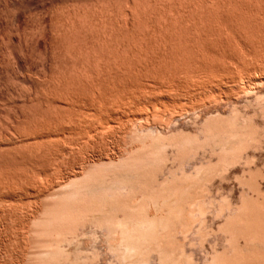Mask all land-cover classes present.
Segmentation results:
<instances>
[{"label": "rangeland", "instance_id": "374dc122", "mask_svg": "<svg viewBox=\"0 0 264 264\" xmlns=\"http://www.w3.org/2000/svg\"><path fill=\"white\" fill-rule=\"evenodd\" d=\"M125 1L0 0V264H137L134 256L116 249L120 243L121 249L124 242L119 230L113 229L115 231L110 232L107 230L106 222L99 226L92 218L94 208H90V204L72 196L76 187H80L79 185L84 183L90 175L109 176L120 168L125 169L122 168L124 164L130 165L134 161L139 164H148L155 171L156 179L152 184L155 192L161 191L172 183H178L179 180L191 184L188 196L182 197L177 204L164 198L152 202L151 207L147 209L148 214L145 212L156 224L159 218L160 223L167 221L165 222L167 227H160V223L155 225L158 237L150 246L151 250L144 255L146 262L143 264H264V114L251 105L257 97H264V38L261 37L264 34L261 32L260 37L258 36L259 31L256 30L257 27H254L256 21L253 22L249 18L255 28L253 31L250 29L252 28L250 20L247 21L249 9H254V12L248 11L254 17L259 13L260 18L256 16L259 20L261 16L264 17V0H256L257 3L254 0L250 4L249 0H242L243 3L240 0H233L234 3L232 0L231 2L222 0L223 4L221 0H218L220 3L215 0L214 6L217 4L218 7L220 4L222 6L219 11L217 6H213L215 10L213 9L211 4L213 0H200L199 3H195L198 0H190V3L189 0H183L187 3L178 1V7L175 1L174 4L170 0L168 4L173 9L171 10V6L166 9L167 13L169 12L168 15H174L177 10L175 16L181 13V15L184 14V18L192 16L191 18L198 19L203 11L201 17L203 20L207 17L206 21L208 20L209 23L205 21L200 28L198 27L203 31L198 30L204 36L201 38V34H198L202 42L195 43L193 38L196 39V37L189 35V31L186 35L185 31L183 34L192 36V41L190 37H185V40L184 36L182 40L178 38L176 40L177 36L181 38L183 34L179 36V34L168 32L172 35L165 40L169 41L165 43L166 45H162L160 35L156 34L160 31L158 29L156 32L157 28H160L158 26L162 25L165 18H168V16L163 19L159 17L162 13V10L158 8L159 5L161 6V0H158L159 3L157 1L156 6L153 3V9L159 10L155 12H158V17L162 20L158 21L157 14L152 16L154 10L151 9L152 15L149 14L147 19L152 16L153 20L148 19V21L143 16L142 19L145 18V21L140 19L142 20L140 24L135 21L137 18H134L135 24L131 18L135 17L131 14L132 10L134 11L133 3L136 4L137 0H127L133 2L131 4L133 9L130 8V3ZM120 4L124 8H121ZM143 4H145L144 1L140 5ZM127 5L130 9L125 8ZM186 6L187 8L184 9ZM244 6H249V9H245ZM102 8L105 9L100 10ZM241 8L239 12L243 13L244 20L241 19L240 22L242 20L243 22L240 24L246 23L245 27L239 23L238 25L234 19V16H240L237 9ZM255 9L260 12L256 14ZM89 11L91 14H88ZM116 12L121 15L119 13L117 15ZM234 20L236 25L233 24ZM224 21L228 23L225 27ZM142 22H145L147 27L154 22L150 24L153 27L149 25V28L153 29L156 26L157 28H154L156 33ZM247 22H249V28L246 26ZM258 24L259 22H256L255 26ZM144 26L146 29L143 28ZM186 26V31L192 27V25L188 27V24ZM236 26L237 29H235ZM244 28L249 31H244ZM92 29H95V32ZM143 29L157 35L156 37L151 35L152 33L148 34L152 37H148L150 42L146 38L148 46L145 45L146 42L143 44L144 35L146 37L147 33L143 32ZM238 29L243 30L238 31ZM117 32L122 39L118 38ZM249 32L252 33H250L251 37L254 36L252 39L250 37L252 42L248 37ZM108 33L111 38L117 35L112 43L105 38L106 36L110 38ZM217 33L219 35L223 33L224 36H221L224 39L219 38ZM101 34L104 36H100ZM213 34L217 35L216 38ZM244 34L249 40L246 36L245 40L241 39ZM98 35L100 38L97 41L102 42L107 39L110 42L108 43L110 47H107L105 40L102 43L98 42L101 43L100 46L106 43L105 48L110 51L109 54L104 47L95 45L98 44L96 43ZM235 35L236 38L240 37V40L244 41V47L242 42L236 45L240 40L235 41L236 47L232 43L234 41L229 42L228 39ZM137 36L142 37L143 42ZM234 37L232 38L236 40ZM259 38L263 41L261 42ZM117 39H121V42ZM156 39L163 48L156 43ZM217 39L219 42L216 41ZM135 41L136 44H134ZM91 44L96 48H103L107 53L102 49L104 53L100 55L99 49H95ZM92 48L98 51L90 52ZM173 49L177 52V56ZM154 50L157 51L154 52ZM97 55L105 60L108 58V62L105 61L108 64L103 65L104 60ZM107 55L110 56L106 57ZM87 60L89 63H85ZM115 63L117 67L119 66L118 68L115 67ZM127 64L131 70L125 67ZM123 65L125 69H121ZM237 67L242 68L240 73L243 70L242 74H244L243 81L239 84L234 78L239 72ZM110 68H113L112 71ZM208 80L212 84L215 82V85L213 84L210 90L206 89L202 92L199 87ZM147 82L153 88L155 85L157 87L185 86L183 89L195 90L196 95L182 96V99H178L179 102L178 100L174 102L175 106L172 104L166 109V101L161 96V99L154 96L155 100L151 92H146L151 91L150 84ZM141 92H145V96L151 99L148 106L149 112L143 103L138 104V107L129 105L130 107H125L120 110L121 112L118 110V113L122 115L127 112L128 115L131 112L129 116H132L129 120L127 115L115 116L116 119L119 117L116 120L107 117L108 114L97 113L100 105L110 103L111 107L116 106L118 102L128 101L129 99L126 100L128 97L132 95L135 97L136 94H142ZM151 104L160 106V112L159 107L154 109L153 105L150 106ZM238 111L255 127L261 142L258 148L254 145L251 148L250 145L232 158L231 155L225 156L219 148L204 142L194 151L176 150L166 146L162 151H157L158 153L149 154L145 152L144 143L146 142H141L137 137L149 130L147 128L150 125L156 127L160 123L168 122L169 126L167 125L168 127L163 130L164 136L193 137L201 142L204 137L201 131L206 123L205 119L218 118V115L220 119H226ZM152 112L155 113L152 114ZM109 119L111 120L108 121ZM221 153L225 156L224 160H220L223 157ZM139 188L129 194L130 206H134L143 199L142 194L146 191ZM122 192L125 196L128 195L126 190ZM133 214L130 208H126L117 211L110 220L116 225L119 222L128 224ZM65 218L69 222L63 220ZM132 236L134 237V234Z\"/></svg>", "mask_w": 264, "mask_h": 264}, {"label": "bare ground", "instance_id": "6f19581e", "mask_svg": "<svg viewBox=\"0 0 264 264\" xmlns=\"http://www.w3.org/2000/svg\"><path fill=\"white\" fill-rule=\"evenodd\" d=\"M127 1V0H126ZM125 1V2H126ZM133 1V0H132ZM143 1L145 2V4H143V5H140L141 3H143ZM157 1L158 0H140L139 2L140 3H138V0H137V2H136V4H138V5H136V4H134L133 2V6L131 5L132 3L131 2H128L127 1V3H130V6L129 5H127V7H125L126 9H133L134 8V11L132 10V14L131 15H133L134 14V16L135 17H131V18H133V21H134V18L136 19L135 21H137L139 24H140V21H142L143 19V16L147 19V17H149L148 15L150 14V12L152 13V10H154L153 12L154 13H152V14H150V15H152V16H155L156 14H157V17L159 16L158 15V12L156 13L155 11L157 10L156 8L155 9H153V7H154V4H155V6H156V4L158 5V3H159V1H158V3H157ZM168 1H170V0H161L160 1V4H161V6L159 7L158 6V8H160L162 11V13H160V16L159 17H161L162 19L164 18V17H166V16H168V18H165L163 21H162V25H160L159 23V25L160 26H158V27H160V28H157L156 26V28H157V30H156V32L158 31V29L160 30L159 31V33H156V32H154L155 31V27L152 29V25H150V26H152V27H150L151 28V30H153V32L154 33H156L157 35L159 34L160 36V39L162 40L161 42H162V45H166L167 44V42H169L168 40H167V42L165 41L166 39H167V37L168 36H170V35H172V34H170V33H176L177 35L179 34V36L181 35V33L183 34L184 33V31H185V35H186V32H188L189 31V35H192L193 37H196V39L198 38V36H200V35H198V34H201V33H199V31L198 30H201V29H198V27L200 28V26H201V24H203L205 21H206V18H205V20H203V17H201V14H202V12L203 11H201V14H200V16H198V17H200V18H198V19H196V18H191L192 16H190V18H184V14L183 15H181V13L180 14H178L177 16H175V13L177 12V10H176V12L174 13V15L173 14H169L170 15V17H169V15H168V13H167V11L168 10H166V9H168L171 5H169L168 4ZM176 2V5H177V3H179V2H185V3H187L186 1H183V0H172L171 2ZM179 1V2H178ZM194 1V0H193ZM199 1L200 0H198V1H195V3L196 2H198L199 3ZM209 1V0H208ZM207 1V3H209ZM215 0H213L212 1V7L214 6L213 5V2H214ZM225 1H227V0H225ZM233 1V0H232ZM236 1V0H235ZM235 1H233V3L235 2ZM251 1H254V0H249V4H250V2ZM124 2V3H125ZM170 2V3H171ZM175 2H174V4H175ZM211 2V1H210ZM217 2H219L220 3V1H218L217 0ZM229 2H231V0L229 1ZM240 2H244V1H242V0H240ZM255 2L257 3V1L255 0ZM255 2H253V3H255ZM260 2V1H259ZM259 2H258V4H259ZM101 3V2H100ZM120 3H121V1H120ZM154 3V4H153ZM189 3H190V0H189ZM189 3H188V5H189ZM198 3H197V5H198ZM205 3V2H204ZM221 3L223 4V1L221 0ZM248 3L246 4V5H248ZM252 3V2H251ZM96 4V3H95ZM99 4V3H98ZM106 4V3H105ZM173 4V3H172ZM184 6L186 5V4H184V3H182ZM181 4V5H182ZM192 4V3H191ZM226 4H227V2H226ZM236 4H237V2H236ZM238 4H239V2H238ZM241 4V3H240ZM121 5V4H120ZM179 5V4H178ZM178 5L176 6V7H178ZM193 5V4H192ZM218 5V4H217ZM217 5H215V6H217ZM242 5H244V4H242ZM253 4H251V6H252ZM119 6V5H118ZM150 6H152V8H150ZM175 6V5H174ZM200 6V5H199ZM202 6V5H201ZM214 6V7H215ZM231 6V5H230ZM234 6V5H233ZM236 6V5H235ZM86 7V6H85ZM105 7V6H104ZM109 7V6H108ZM113 7V6H112ZM115 7V6H114ZM128 7H130V8H128ZM133 7V8H132ZM181 7V6H180ZM189 7V6H188ZM194 7V6H193ZM204 7H207V6H204ZM203 7V8H204ZM209 7V6H208ZM214 7H213V9H214ZM220 7H222L221 6V4H220ZM220 7H216L217 9H218V11H219V8ZM232 7V6H231ZM237 7V6H236ZM240 7V6H239ZM243 7V6H242ZM245 7V9H249L247 6H244ZM247 7V8H246ZM97 8H99V7H97ZM116 8V7H115ZM118 8V7H117ZM119 8H120V6H119ZM121 8H124V6H122L121 5ZM182 8V7H181ZM187 8V6L184 8V9H186ZM192 8V7H191ZM197 8V7H196ZM228 8V7H227ZM255 8V7H254ZM258 8V7H257ZM80 9V8H79ZM96 9V8H95ZM103 9H105V8H102V9H100V10H103ZM110 9V8H109ZM152 9V10H151ZM173 8H172V6H171V10H172ZM178 9H180V8H178ZM202 9V8H201ZM210 9H212L211 8V5H210ZM239 9V8H238ZM237 9V13H239L240 14V16L237 18V17H235L234 16V19L237 21V24L239 23H242L243 22V18H244V16H243V13H241V12H239V11H241L242 10V8L240 9V10H238ZM83 10V9H82ZM87 10V9H86ZM91 10V9H90ZM97 10H99V9H97ZM119 10V9H118ZM170 9H169V11H171ZM174 10V11H175ZM181 11H182V9H180ZM207 10V9H206ZM209 10V9H208ZM215 10V9H214ZM222 10V9H221ZM243 10H244V8H243ZM254 9H249V10H247V14L249 15V17L247 18L248 20L247 21H249L250 19H252L253 20V22L254 21H256V22H259V24L257 25V26H255L256 25V22L254 23L255 25H254V27H257V29L256 30H258L259 31V33H258V36L260 37V34H261V32H262V34H264V17L263 16H261L262 18V20L261 21H263V22H261L258 18H260L259 17V13L258 12H260V10L257 12L256 11V9H255V11H256V14L258 15V18H256V16L254 17L253 15H252V13L251 12H254L253 11ZM75 11V10H74ZM80 11V10H79ZM85 11V10H84ZM96 11V10H95ZM115 11V10H114ZM117 11V10H116ZM128 11H130V10H128ZM157 11H159V10H157ZM173 11V12H174ZM185 11V10H184ZM226 11V10H225ZM232 11V10H231ZM248 11H251V12H248ZM262 11V10H261ZM83 12V11H82ZM92 12V11H91ZM99 12V11H98ZM112 12H113V8H112ZM122 12V11H121ZM234 12V11H233ZM244 12H246V11H244ZM85 13H86V11H85ZM84 13V14H85ZM94 13H97V12H94ZM109 13V12H108ZM110 13H111V11H110ZM109 13V14H110ZM117 13V12H116ZM115 13V14H116ZM119 13V12H118ZM118 13H117V15H118ZM124 13V12H123ZM130 13H131V11H130ZM167 13V14H166ZM185 13V12H184ZM192 13V12H191ZM206 13H208V12H206ZM209 13H211V12H209ZM214 12H212V14H213ZM216 13H217V11H216ZM221 13V12H220ZM231 13V12H230ZM88 14H91L90 13V11H89V13ZM102 14V13H101ZM103 14H105V13H103ZM114 14V15H115ZM120 14V13H119ZM126 14H127V12H126ZM125 14V15H126ZM129 14V13H128ZM195 14V13H194ZM205 14V13H204ZM233 14H235V15H239V14H236V13H233ZM242 14V15H241ZM247 14H244L245 16H247ZM263 14V13H262ZM97 15V14H96ZM111 15V14H110ZM121 15V14H120ZM120 15H119V17H120ZM124 15V14H123ZM203 15V14H202ZM208 15V14H207ZM255 15V14H254ZM151 16V17H152ZM188 16V17H189ZM229 16V15H228ZM227 16V17H228ZM231 16V15H230ZM242 16H243V18H242ZM99 17V16H98ZM104 17V16H103ZM124 17V16H123ZM148 18L149 20L150 19H152V18ZM158 17V21L160 22L162 19L161 18H159ZM186 17V16H185ZM195 17V16H194ZM215 17V16H214ZM85 18V17H84ZM93 18V17H92ZM106 18V17H105ZM113 18V17H112ZM127 19H128V17H126ZM125 18V19H126ZM145 18H144V20L143 21H145ZM217 18H219V17H217ZM225 18V17H224ZM232 19H233V17H231ZM250 18V19H249ZM126 19V20H127ZM140 19H142V20H140ZM147 19V20H148ZM157 19V18H156ZM161 19V20H160ZM221 19H223V17L221 18ZM228 19V18H227ZM241 19H243L241 22H240V20ZM89 20V19H88ZM96 20V19H95ZM106 20V19H105ZM108 20V19H107ZM122 20V19H121ZM124 20V19H123ZM130 20V19H129ZM148 20V21H149ZM153 20V19H152ZM224 20H226V19H224ZM234 20V21H235ZM239 20V21H238ZM259 20V21H258ZM85 21V20H84ZM100 21V20H99ZM102 21H104L103 19H102ZM101 21V22H102ZM115 20H113V22H114ZM135 21L133 22L134 24H135ZM212 21V20H211ZM216 21V20H215ZM229 21H230V18H229ZM228 21V22H229ZM236 21L233 23V24H235L236 25ZM91 22V21H90ZM98 22V21H97ZM107 22V21H106ZM109 22V21H108ZM116 22V21H115ZM123 22V21H122ZM208 22V20L206 21V23ZM219 22H221V21H219ZM231 22V21H230ZM232 22H233V20H232ZM250 22V25H252L251 23H253L251 20L249 21ZM249 22H247V25L246 26H248V28H249ZM124 23H125V21H124ZM130 23V22H129ZM137 23V24H138ZM143 24L145 23V22H142ZM148 23V22H147ZM154 23V22H153ZM152 23V24H153ZM189 23H191L190 25H189ZM209 23V22H208ZM107 24V23H106ZM116 24V23H115ZM128 24V23H127ZM132 24V23H131ZM137 24H136V26H137ZM143 24H142V26H143ZM155 24H157V21H155ZM188 24V27L189 26H191L192 25V27H190V28H192V29H190L189 28V30H185V28H187V25ZM222 24V23H221ZM225 21H224V24H223V26L225 27ZM228 24V23H227ZM226 24V25H227ZM230 24V23H229ZM238 24V25H239ZM246 23H244V25H245ZM103 25H105L104 23H103ZM112 25V24H111ZM149 25H148V27L146 26V23H145V26L147 27V28H149ZM207 25V24H206ZM241 25V24H240ZM243 25V24H242ZM241 25V26H242ZM243 25V26H244ZM94 26V25H93ZM114 26V25H113ZM116 26V25H115ZM118 26V25H117ZM125 26V25H124ZM145 26L143 27V28H145ZM203 26H205V25H203ZM219 26H220V24H219ZM218 26V27H219ZM230 26V25H229ZM259 26V27H258ZM96 27V26H95ZM105 27V26H104ZM108 28H112V26H107ZM122 27V26H121ZM139 27V26H138ZM206 27V26H205ZM205 27H203L204 29H206ZM212 27V26H211ZM217 27V26H216ZM245 27V26H244ZM250 27H252V28H250L252 31L253 30H255V28H253V25L252 26H250ZM107 28V29H108ZM116 28V27H115ZM149 28V29H150ZM213 28V27H212ZM220 28V27H219ZM222 28V27H221ZM227 28H228V26H227ZM238 27L236 26V28L235 29H237ZM240 28H242V27H240ZM259 28V29H258ZM89 29V28H88ZM106 29V28H105ZM114 29V28H113ZM117 29H119V28H117ZM133 29H134V27H133ZM146 29V28H145ZM145 29H143V32L145 31ZM184 29V30H183ZM214 30H215V28H213ZM212 29V30H213ZM231 29V28H230ZM245 30L244 31H246V32H248L249 30H246V28H244ZM86 30V29H85ZM90 30V29H89ZM93 30V29H92ZM95 30V29H94ZM93 30V31H94ZM104 30V29H103ZM110 30V32H111V29H109ZM130 30H131V28H130ZM139 30H140V28H139ZM139 30H138V32H139ZM223 30V29H222ZM222 30L220 31V32H222ZM241 30V29H240ZM239 29H238V31H240ZM243 30V29H242ZM241 30V31H242ZM250 30V31H251ZM88 31V30H87ZM93 31H92V33H93ZM97 31V30H96ZM101 31H102V29H101ZM116 31V30H115ZM115 31H112V32H114V33H116ZM122 31H124V30H122ZM141 31V30H140ZM149 31V30H148ZM202 31V30H201ZM209 31V30H208ZM224 31V30H223ZM237 31V32H238ZM251 31V32H252ZM90 32H91V30H90ZM95 32V31H94ZM104 32V31H103ZM108 32V31H107ZM129 32H131V31H129ZM145 32H147V30L145 31ZM153 32H151L150 31V33L149 32H147L146 33V37H145V35H144V38H145V41H144V43L143 44H145V42L147 41V40H149L148 39V37L150 36L151 37V35H156V34H153ZM168 32H170V33H168ZM203 32V31H202ZM205 32V31H204ZM207 32V31H206ZM210 32V31H209ZM208 32V33H209ZM217 32V31H216ZM220 32H219V34H220ZM226 32H227V30H226ZM233 32V31H232ZM234 32H236V30H234ZM233 32V34H235ZM245 32V33H246ZM251 32H249V34L251 33ZM254 32H256V31H254ZM91 33V34H92ZM97 33H99V32H97ZM101 33V32H100ZM118 33L119 32H117V35H118ZM121 33V32H120ZM124 33V32H123ZM126 33V32H125ZM152 33V34H151ZM168 33V34H167ZM239 34H241V32H238ZM238 33H236V34H238ZM88 34V33H87ZM104 34L105 35H107L106 34V32H104ZM109 34V33H108ZM137 34V33H136ZM139 34V33H138ZM137 34V35H138ZM143 34V33H142ZM148 34H151V35H149L148 36ZM166 34H167V36H166ZM175 34V36H177ZM184 34L183 35H181V38H179L178 36L176 37V40H177V38H178V40L179 39H181L182 40V37L184 36ZM188 34V33H187ZM207 34V33H206ZM216 34V33H215ZM218 34V33H217ZM218 34V36H219V38L221 37V39H224V38H222V36H224V34L222 33L221 35H219ZM227 34H228V32H227ZM243 34V33H242ZM248 34V35H249ZM252 34V33H251ZM251 34H250V36H248L249 37V39H250V37H251ZM256 34H257V32H256ZM255 34V35H256ZM94 35V34H93ZM111 35H112V37H113V33H111ZM117 35H115V37L117 36ZM122 35H124V34H122ZM127 35V34H126ZM132 35V34H131ZM141 35V34H140ZM157 35H156V37H157ZM164 35H165V38H164ZM214 35V34H213ZM231 35V34H230ZM246 35H247V33H246ZM245 34H244V36L243 35H241V36H243V37H241V39L243 40V38H244V40H245V36H246ZM94 36H96V35H94ZM100 36H104V35H100ZM108 36V35H107ZM105 37V38H107L108 39V41H110L111 40V43H112V40H114V38H111L110 37V34H109V37L111 38H108V37ZM119 37L118 38H121L120 37V35H118ZM133 36V35H132ZM192 36H189L190 38H191V41H192ZM207 36H208V34H207ZM207 36L205 35V37L207 38ZM210 36H212V35H210ZM215 36V35H214ZM217 36V35H216ZM216 36L214 37V38H216ZM229 36V35H228ZM240 36V35H239ZM257 36V35H256ZM123 37V36H122ZM138 37V36H137ZM154 37V36H153ZM173 37H174V35H173ZM185 37H187V38H189L188 37V35L187 36H184V39L186 40V38ZM202 37H204V36H202V34H201V38ZM225 37H226V35H225ZM232 37H234V36H232ZM229 38L228 40H229V42H231V41H234V42H232L233 43V45H234V47H236L235 46V44L234 43H236L235 41H239L240 40V37H239V39L238 38H236V35H235V37L234 38H236V40H234L233 38ZM237 37H238V35H237ZM248 37L246 36V38L248 39ZM252 37H254V36H252ZM252 37H251V39H252ZM261 37H263L264 38V36L262 35ZM86 38V37H85ZM94 38V37H93ZM98 38H100L99 37V35H98V37H97V39H96V43H98V42H101L100 40L99 41H97L98 40ZM104 38V37H103ZM102 38V39H103ZM135 38H136V36H135ZM134 38V39H135ZM142 37H138V39H140L142 42H143V40L141 39ZM143 38V39H144ZM146 38H147V40H146ZM152 38V37H151ZM150 38V39H151ZM155 38V37H154ZM218 38V37H217ZM258 38V37H257ZM257 38H253L254 40L255 39H257ZM107 39H104L105 41H107ZM122 39V38H121ZM120 39V40H121ZM133 39V40H134ZM158 39V38H157ZM157 39H156V41H157ZM159 39V40H160ZM174 39H175V37H174ZM195 38H193V40L195 41V43H196V41H200V39L198 38V40H196ZM205 39V38H204ZM203 39V40H204ZM233 39V40H232ZM246 39V40H247ZM248 39V40H249ZM251 39H250V41H251ZM259 39H261V38H259ZM93 40V39H92ZM103 40V41H104ZM117 40H119V39H117ZM119 40V42H121ZM124 40V39H123ZM137 40V39H136ZM139 40V41H140ZM171 40H173V39H171ZM185 40H183L184 42H185ZM189 40V39H188ZM187 40V41H188ZM226 40V39H225ZM231 40V41H230ZM247 40V41H248ZM86 41V40H85ZM94 41V40H93ZM102 41V42H103ZM104 41V42H105ZM106 42L107 43V47H110V46H108V45H110V44H108V43H110V42ZM116 41V40H115ZM129 41V40H128ZM138 41V40H137ZM153 41V40H152ZM155 40H154V42H156ZM165 41V42H164ZM174 41V40H173ZM190 41V40H189ZM213 41V40H212ZM217 42H219L218 41V39L216 40ZM227 41V40H226ZM258 41V40H257ZM260 41V40H259ZM263 40L261 39V42H262ZM95 42V41H94ZM101 42V43H102ZM118 42V41H117ZM117 42H115V44L116 45H118L117 44ZM118 42V43H119ZM124 42V41H123ZM142 42H140V43H142ZM149 42H150V40H149ZM153 42V43H154ZM160 42V41H159ZM160 42V43H161ZM180 42V41H179ZM178 42V43H179ZM184 42H182V43H184ZM200 42H202V41H200ZM205 42V41H204ZM203 42V43H204ZM222 42V41H221ZM228 42V43H229ZM241 40H240V42H238V43H236V45H238L239 43L241 44ZM244 42V41H243ZM242 42V46L244 45V43ZM252 42V41H251ZM254 42V41H253ZM84 43V42H83ZM88 43V42H87ZM101 43H98V44H95V45H99V47H104V49L106 50V51H108L107 50V48H105V46H106V43H104L102 46H100L101 45ZM147 43L148 42H146V44L145 45H147ZM152 43V44H153ZM156 43H158V41L156 42ZM166 43V44H165ZM172 43V42H171ZM170 43V44H171ZM187 43V42H186ZM198 43V42H197ZM224 43V42H223ZM231 43V44H232ZM259 43V42H258ZM114 44V43H113ZM114 44V45H115ZM121 44V43H120ZM119 44V45H120ZM134 44H136V41H135V43ZM139 44V43H138ZM137 44V45H138ZM159 44V43H158ZM157 44V45H158ZM192 44V43H191ZM256 44V43H255ZM85 45V44H84ZM83 45V46H84ZM92 45V44H91ZM112 45V44H111ZM123 45V44H122ZM129 45V44H128ZM154 45V44H153ZM156 45V44H155ZM159 45H161V44H159ZM159 45H158V47H159ZM162 45H161V47H162ZM206 45V44H205ZM218 45V44H217ZM226 45V44H225ZM253 45V44H252ZM93 47H95L94 45H92ZM138 46H141V45H138ZM148 46V45H147ZM151 46V45H150ZM168 46V45H167ZM167 46H166V49H167ZM188 46V45H187ZM215 46V45H214ZM246 46V45H245ZM260 46V45H259ZM263 46V45H262ZM88 47V46H87ZM114 47V46H113ZM128 47V46H127ZM130 47V46H129ZM135 47V45L133 46V48ZM203 47V46H202ZM239 47H241V45L239 46ZM244 47V46H243ZM90 48V47H89ZM118 48V47H117ZM142 47H140V49H141ZM148 48V47H147ZM163 48V47H162ZM168 48H169V46H168ZM182 48V47H181ZM185 48H186V45H185ZM184 48V49H185ZM199 48V47H198ZM205 48H207V47H205ZM211 48V47H210ZM221 48V47H220ZM250 48V47H249ZM87 49V48H86ZM95 49H99V53H100V55H101V53H107L103 48H96L95 47ZM94 48H92V49H90L89 51L91 52V50L94 52V51H96ZM102 49H103V51H102ZM111 49H114V48H111ZM160 49V48H159ZM164 49H165V46H164ZM193 49V48H192ZM263 49V48H262ZM85 50V49H84ZM118 50V49H117ZM126 50V49H125ZM136 49H134V51H135ZM143 50V49H142ZM151 50H153V49H151ZM161 50V49H160ZM172 50V49H171ZM174 50V49H173ZM182 50V49H181ZM190 50V49H189ZM198 50V49H197ZM199 50H201V49H199ZM229 50V49H228ZM240 50H241V48H240ZM245 49H243V51H244ZM82 51V50H81ZM98 51V50H97ZM96 51V52H97ZM130 51H131V48H130ZM145 51V50H144ZM147 51V50H146ZM157 51V50H156ZM155 50H154V52H156ZM175 51V50H174ZM185 51H187V50H185ZM207 51V50H206ZM222 51V50H221ZM242 51V50H241ZM84 52H87V51H84ZM89 52V54H91ZM92 52V53H93ZM109 52L110 51H108V54H109ZM129 52V51H128ZM137 52H140V51H137ZM149 53H150V51H148ZM147 52V53H148ZM159 52V51H158ZM167 52V51H166ZM165 52V53H166ZM176 52V51H175ZM183 52V51H182ZM192 52V51H191ZM218 52H219V50H218ZM231 52V51H230ZM233 52V51H232ZM236 52H238V50L236 51ZM255 52V51H254ZM79 53V52H78ZM95 53V52H94ZM94 53H93V55H94ZM99 53H98V55H99ZM111 53H113V52H111ZM148 53V54H149ZM152 53H153V51H152ZM172 53V52H171ZM174 53V52H173ZM173 53H172V55H173ZM195 53V52H194ZM193 53V54H194ZM203 52H201V54H202ZM207 53V52H206ZM222 53H224V52H222ZM227 53V52H226ZM235 53V52H234ZM242 52H240V54H241ZM97 54V53H96ZM114 55H115V53H113ZM139 54H141L142 55V53H139ZM146 54V53H145ZM147 54V55H148ZM151 54V53H150ZM155 54V53H154ZM160 54V53H159ZM161 54H162V52H161ZM170 54V53H169ZM182 54V53H181ZM184 54H185V52H184ZM192 54V53H191ZM192 54V55H193ZM198 54V53H197ZM208 54V53H207ZM214 54V53H213ZM244 54H246L245 52H244ZM253 54V53H252ZM86 55V54H85ZM84 55V56H85ZM88 55V54H87ZM97 55V57L99 58V57H102V56H98ZM106 55V54H105ZM121 55V54H120ZM125 55V54H124ZM133 55V54H132ZM134 55H135V53H134ZM144 55V54H143ZM142 55V56H143ZM156 55V54H155ZM157 55H158V53H157ZM163 55V54H162ZM171 55V56H172ZM174 55H175V53H174ZM179 55V54H178ZM189 55V54H188ZM203 55V54H202ZM217 55V54H216ZM223 55V54H222ZM110 56V55H109ZM108 55L106 56V57H109ZM128 56V55H127ZM161 56V55H160ZM159 56V57H160ZM176 56H177V52H176ZM225 56H226V54H225ZM224 56V57H225ZM82 57H83V55H82ZM89 57V56H88ZM95 57H96V55H95ZM103 57H105L104 56V54H103ZM103 57H102V59H103ZM125 57V56H124ZM137 58H138V56H136ZM156 57V56H155ZM202 57V56H201ZM84 58V57H83ZM143 58V57H142ZM141 58V59H142ZM158 58V57H157ZM164 58V57H163ZM168 58V57H167ZM181 58V57H180ZM191 58V57H190ZM204 58V57H203ZM209 58V57H208ZM223 58V57H222ZM91 59H92V57H91ZM96 59V58H95ZM101 59V58H100ZM113 59V56H112V58H111V60ZM121 59V58H120ZM159 59V58H158ZM185 59V58H184ZM188 59V58H187ZM225 59V58H224ZM94 60V59H93ZM97 60V59H96ZM104 60V62L105 61H107L108 62V58H106V60H105V58L103 59ZM111 60H109V62H111ZM136 60V59H135ZM175 60V59H174ZM176 60H178V59H176ZM199 60V59H198ZM53 61V60H52ZM89 60H87V62H85V63H89L88 62ZM95 61V60H94ZM102 61V60H101ZM114 61V60H113ZM112 61V62H113ZM122 61V60H121ZM123 61H125V60H123ZM158 61V60H157ZM207 61V60H206ZM90 62H92V61H90ZM98 62V61H97ZM100 62V61H99ZM107 62H105V63H103V65H105V64H108ZM116 62V61H115ZM127 62H131V61H127ZM190 62V61H189ZM198 62V61H197ZM208 62V61H207ZM93 63V62H92ZM117 63V62H116ZM115 63V64H116ZM120 64H121V62H119ZM125 63H126V61H125ZM125 63H123V64H125ZM134 63V62H133ZM159 63V62H158ZM164 63H166V62H164ZM173 63V62H172ZM111 64V63H110ZM120 64H118V65H120ZM160 65H161V63H159ZM174 64H175V62H174ZM180 64V63H179ZM194 64V63H193ZM87 65V64H86ZM90 65H91V63H90ZM93 65V64H92ZM114 65V64H113ZM157 65V64H156ZM185 65H187L186 63H185ZM196 65V64H195ZM94 66H96V65H94ZM122 66V65H121ZM182 66V65H181ZM201 66V65H200ZM204 66H206V65H204ZM85 67V66H84ZM90 67V66H89ZM88 67V68H89ZM100 67V66H99ZM112 67V66H111ZM115 67H117V64H116V66ZM119 67V66H118ZM117 67V68H118ZM125 67H128L129 68V65L127 64V66H125ZM132 67V66H131ZM136 67V66H135ZM86 68V67H85ZM98 68V67H97ZM117 68H116V70H117ZM139 68V67H138ZM147 68V67H146ZM160 68V67H159ZM194 68V67H193ZM238 68V67H237ZM82 69V68H81ZM91 69V68H90ZM99 69V68H98ZM108 69V68H107ZM111 69V68H110ZM113 69V68H112ZM112 69H111V71H112ZM121 69H125L124 68V65H123V68L121 67ZM130 69V68H129ZM181 69H183V68H181ZM180 69V70H181ZM189 69V68H188ZM239 69V68H238ZM240 69H242V68H240ZM240 69L238 70L239 72L237 73V75L234 77L235 78V82L237 81L238 82V84L239 83H241L242 81H243V77H244V74H242L243 72V70L241 71V73H240ZM247 69V68H246ZM84 70V69H83ZM83 70L81 71V72H83ZM86 70V69H85ZM92 70V69H91ZM115 70V69H114ZM120 70V69H119ZM127 70V69H126ZM125 70V71H126ZM131 70V69H130ZM88 71H89V69H88ZM124 71V72H125ZM155 71V70H154ZM176 71V70H175ZM85 72V71H84ZM87 72V71H86ZM128 72V71H127ZM133 72V71H132ZM135 72V71H134ZM162 72V71H161ZM168 72V71H167ZM179 72V71H178ZM174 73V72H173ZM204 73V72H203ZM82 74V73H81ZM119 74V73H118ZM125 74V73H124ZM123 74V75H124ZM157 74V73H156ZM213 74H215V73H213ZM111 75H113V74H111ZM159 75H160V73H159ZM217 75V74H216ZM215 75V76H216ZM78 76H79V73H78ZM81 76V75H80ZM84 76V75H83ZM86 76V75H85ZM109 76V75H108ZM163 76V75H162ZM169 76V75H168ZM192 76V75H191ZM230 76V75H229ZM247 76H249V74L247 75ZM87 77V76H86ZM166 77V76H165ZM85 78V77H84ZM161 78V77H160ZM205 78V77H204ZM91 79H93V78H91ZM155 79V78H154ZM159 79V78H158ZM176 79V78H175ZM232 79V78H231ZM245 79V78H244ZM86 80H88V79H86ZM161 80V79H160ZM205 80V79H204ZM234 80V79H233ZM92 81V80H91ZM108 81V80H107ZM110 81V80H109ZM147 81H152V80H147ZM173 81V80H172ZM213 81V80H212ZM156 82H158V81H156ZM161 82H163V81H161ZM148 83V82H147ZM167 83V82H166ZM198 83H199V81H198ZM203 83V82H202ZM215 83V82H214ZM213 83V84H214ZM88 84V83H87ZM144 84V83H143ZM148 84H150V83H148ZM148 84H146V85H148ZM163 84V83H162ZM213 84L208 80V81H206V82H204L203 83V85L201 86V87H199V89L203 92V91H206V89H209V88H213ZM217 84H218V82H217ZM106 85V84H105ZM159 85V84H158ZM215 85V84H214ZM223 85V84H222ZM99 86H101V85H99ZM98 86V87H99ZM104 86V85H103ZM149 86V85H148ZM175 85H173L172 87H164V86H154V88L153 87H151V84H150V90L151 91H146V92H151V95H153V99H155L154 98V96L157 98V99H161V97H162V99H164L166 102V106H167V108L166 109H168V106H169V108H170V106L173 104L174 105V102L176 101V100H178L179 98H181L182 96H185V95H190V96H194V95H196V91L194 90V91H192L191 89L189 90V88H186V89H183V88H185V86L184 87H174ZM178 86V85H177ZM220 86V85H219ZM93 87H94V85H93ZM146 87V86H145ZM156 87V88H155ZM198 87V86H197ZM147 88V87H146ZM146 88H144V90H146ZM198 89V90H199ZM144 90H142V91H144ZM149 90V89H148ZM198 90H197V92H198ZM210 90V89H209ZM98 92H100V91H98ZM119 92V91H118ZM133 92V91H132ZM132 92H130V93H132ZM137 92V91H136ZM142 93V92H141ZM144 93V94H143ZM142 94H136L137 96H135L134 97V95H132V96H130V97H126L127 99L126 100H128V101H124V102H118V105H116V106H110L108 103V105H103V106H99L98 108V111H97V113L99 114V115H106V114H108L107 115V117L109 116V117H111V118H113V119H116V118H114L115 116H121L122 114H120V113H118V110L120 111V110H123L125 107H128L129 105H138V104H145L146 106H147V111L148 110H150L149 108H148V106H149V103L151 102V99H150V97H148V96H145L146 94H145V92H143ZM220 93V92H219ZM198 94V93H197ZM203 94V93H202ZM204 95V94H203ZM207 95H209V94H207ZM220 95V94H219ZM229 95V94H228ZM127 96V95H126ZM161 96V97H160ZM190 96H187V97H190ZM216 96V95H215ZM218 96V95H217ZM201 97V96H200ZM219 97V96H218ZM222 97V96H221ZM100 98V97H99ZM184 98H186V97H184ZM229 98H231V97H229ZM101 99V98H100ZM152 99V100H153ZM182 99V98H181ZM221 99V98H220ZM156 100V99H155ZM154 100V101H155ZM163 100V101H164ZM215 100V99H214ZM117 101V100H116ZM191 101V100H190ZM203 101V100H202ZM158 102V101H157ZM162 102V101H161ZM178 102H179V100H178ZM221 102V101H220ZM113 103V102H112ZM152 103H154L153 101H152ZM163 103V102H162ZM177 103V102H176ZM208 103V102H207ZM214 103V102H213ZM101 104V103H100ZM180 104V103H179ZM205 104V103H204ZM152 105H153V108L154 109H157L158 107V110L160 109V106H158L157 104H151L150 106L152 107ZM162 105V104H161ZM192 105V104H191ZM198 105V104H197ZM202 105V104H201ZM211 105V104H210ZM252 106H254V107H256V108H258L259 110H260V112L262 113V114H264V97H257L256 98V100L254 101V103L253 104H251ZM175 106V105H174ZM177 106V105H176ZM182 106V105H181ZM194 106V105H193ZM130 107V106H129ZM138 107V106H137ZM162 107V106H161ZM165 107V106H164ZM163 107V108H164ZM195 107V106H194ZM97 108V107H96ZM145 109H146V107H144ZM176 108V107H175ZM180 108V107H179ZM187 108H189V107H187ZM152 109V108H151ZM174 109V108H173ZM172 109V110H173ZM191 109V108H190ZM193 109V108H192ZM196 109V108H195ZM94 110V109H93ZM157 110V111H158ZM161 110V109H160ZM160 110H159V112H160ZM171 110V109H170ZM151 111H153V110H151ZM121 112V111H120ZM140 112V111H139ZM149 112V111H148ZM163 112V111H162ZM165 112V111H164ZM169 112V111H168ZM128 113V112H127ZM127 113L126 114H123V115H127ZM155 113V112H154ZM153 112H152V114H154ZM129 114H131V112L129 113ZM129 114L127 115V117L129 116ZM141 114H143V113H141ZM122 115V116H123ZM148 115V114H147ZM156 115V114H155ZM132 116V115H131ZM131 116H129V118H128V120L129 119H131ZM149 116V115H148ZM151 116H153V115H151ZM161 116V115H160ZM220 115H218V118H215V117H213V119H209L208 118V120L207 119H205V121H206V123H205V125H204V127L202 128V131H201V133L203 134V138H202V141L201 142H199L197 139H195V138H189V137H187V138H184V137H181V136H179L178 135V137H177V135L175 136V137H169V136H164L163 135V130L165 129V128H167L169 125H168V122H165V124L164 123H160L158 126L156 125V127L153 125H150L147 129H149V130H146V132H144V133H142V135H137V137H138V139L142 142L143 141V143L144 142H146L147 143V141H149L147 144L146 143H144L145 145V149H146V151L145 152H148L149 154H154V153H158V152H160V151H162L166 146H171L172 148H175L176 150H183V151H185V150H191V151H194V150H196L197 148H199V147H201V145H202V143L204 142V143H210L211 145H212V147H214V148H219L220 150H222L221 152H223V154L225 155V156H229V155H231L230 157L232 158V156L233 155H236L240 150H243V149H246V148H249V146L251 145V148L253 147V145L255 146V147H259V144H260V142H261V140H260V138H259V136H257V134H256V129H255V127L249 122V120H247L244 116H242L240 113H239V111L236 113V114H234V115H232L231 117H228V118H226V119H220V117H219ZM106 117V116H105ZM124 117V116H123ZM147 117V116H146ZM119 118V117H118ZM117 118V119H118ZM122 118V117H121ZM139 118V117H138ZM148 118H150V117H148ZM147 118V119H148ZM212 118V117H211ZM113 119H112V121H113ZM116 119V120H117ZM133 119V118H132ZM111 119H109L108 121H110ZM106 121H107V119H106ZM147 121V120H146ZM105 122V121H104ZM171 122V121H170ZM113 123V122H112ZM106 124H109L108 122H106ZM168 125V126H167ZM144 126V125H143ZM147 126V125H146ZM151 126H152V128H151ZM143 132V131H142ZM168 135V134H167ZM147 139V140H146ZM256 149V148H255ZM219 150V151H220ZM158 151V152H157ZM222 154V153H221ZM223 154L221 155V156H223ZM225 156H223V157H221V159L220 160H224V158H225ZM234 157V156H233ZM131 165V166H130ZM130 165L129 164H124V167L122 166V168H125V169H122L121 170V168H120V170H116L117 172H113V173H111L109 176L107 175H103V176H101V177H95V176H91L90 175V177H88L87 178V180L86 181H84V183H82L81 185H79L80 187H76V191H74V193H73V195L72 196H76L77 198H79V199H81L82 201H84V202H86V203H88V204H90L89 205V207L90 208H94V211H93V214H92V218H93V220H95V222H97L98 224H99V226H101V225H103V224H105V222H106V226H107V230H109L110 232H112V231H115V230H119V232L122 234V237H123V240H124V242H122V248L120 249V245H121V243L119 244V246L118 247H116V249H118V250H123V251H125V253H129V254H131V256H134L135 258H136V263L137 264H143V263H145L146 262V260H145V258H143L144 257V255L149 251V250H151V248H150V246L152 245V243H154V242H156V240H157V237H158V232H157V228L155 227V225H157V224H159L160 223V221H161V219L159 218V222L156 224L155 222H153L152 221V219L153 218H151L150 216H148L147 214V209H149L150 207H151V204H152V202H154V201H157V200H163L164 198H167V199H170V200H172V202L174 203V204H177L178 202H179V200L182 198V197H187L188 196V192H189V189L191 188V184H187V183H185L184 182V180H179L182 184H180V182H175V184L174 183H172V184H170L169 186H167L166 188H164V189H162L161 191H158V192H155L156 190H154L155 188L152 186V184L155 182V179H156V176L154 175L155 174V171H153L152 169H151V167L148 165V164H139V163H135V161H134V163H130ZM153 171V172H152ZM93 175V174H92ZM108 177V178H107ZM182 179V178H181ZM178 184V185H177ZM187 184V185H186ZM138 187H140L141 188V190H144V191H146V193H143L142 195H143V199L140 201V202H138V203H136V204H134V206H130L129 204H128V200L130 199V196H129V194L130 193H132L133 191H135V190H137L138 189ZM78 188V189H77ZM139 188V189H140ZM143 188V189H142ZM123 190H126L127 191V193H128V195L127 196H125L124 194H123ZM126 208H130V211H132L134 214L132 215V220L131 221H129L128 222V224H127V222H126V224L124 223V224H122L121 222H119L117 225L116 224H114V223H112L111 222V220H110V218L112 217V215H114L117 211H120V210H123V209H126ZM147 214H146V213ZM63 220H65V221H68L66 218L65 219H63ZM155 221H156V219H154ZM69 222V221H68ZM165 222H167V221H165ZM165 222H161L160 224H159V226L160 227H162V228H165V227H167L166 225H167V223H166V225H165ZM169 222V221H168ZM131 225V226H130ZM164 226V227H163ZM116 228H118V229H116ZM113 229H115V230H113ZM134 231H135V233H134ZM134 234V237L132 236Z\"/></svg>", "mask_w": 264, "mask_h": 264}]
</instances>
